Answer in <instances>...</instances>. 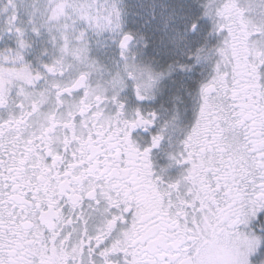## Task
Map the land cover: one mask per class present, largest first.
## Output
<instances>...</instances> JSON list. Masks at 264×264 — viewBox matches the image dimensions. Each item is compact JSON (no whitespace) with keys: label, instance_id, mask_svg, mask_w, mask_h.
I'll return each mask as SVG.
<instances>
[{"label":"snow or ice","instance_id":"snow-or-ice-1","mask_svg":"<svg viewBox=\"0 0 264 264\" xmlns=\"http://www.w3.org/2000/svg\"><path fill=\"white\" fill-rule=\"evenodd\" d=\"M0 264H264V0H0Z\"/></svg>","mask_w":264,"mask_h":264}]
</instances>
